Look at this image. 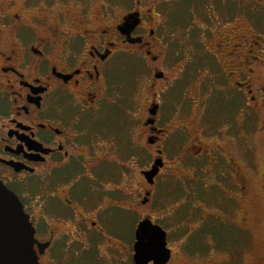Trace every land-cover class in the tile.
I'll return each mask as SVG.
<instances>
[{"label": "flooded vegetation", "instance_id": "obj_1", "mask_svg": "<svg viewBox=\"0 0 264 264\" xmlns=\"http://www.w3.org/2000/svg\"><path fill=\"white\" fill-rule=\"evenodd\" d=\"M252 1L133 0L115 18L105 14L96 21L72 4L0 0V183L29 216L41 264H50L62 237L72 242L95 233L105 237L101 215L92 213L91 203L94 183L105 175L99 169L113 168L109 106L120 72L130 84L122 97L125 106L140 105L136 142L148 164L138 171L136 215L114 190L105 191L111 192L103 198L110 203L100 211L115 207L135 215L134 234L148 219L164 230L167 245L171 231L162 213L153 216L146 208L154 204L161 211L166 201L165 190L157 194L166 183L162 180L169 177L190 189L205 176L216 181L203 191L210 195L211 187H218L221 198L213 199L219 213H202L199 221H218L216 233L222 237L248 235L250 213L244 205L256 177H264V118L243 129L241 117L243 91L253 112L264 108V73L256 77V88L249 81L254 68L264 71V50L258 55L252 43L242 47L244 36L237 30L243 3ZM163 2L174 15L183 12V19L172 18L176 28L194 13V5L201 6L208 38L191 53H166L158 35ZM141 77L146 78L143 89ZM155 162L156 173L148 177ZM39 176L43 215L27 203L33 193L29 182ZM167 247L166 264L173 258ZM209 258L206 263H228Z\"/></svg>", "mask_w": 264, "mask_h": 264}, {"label": "rangeland", "instance_id": "obj_2", "mask_svg": "<svg viewBox=\"0 0 264 264\" xmlns=\"http://www.w3.org/2000/svg\"><path fill=\"white\" fill-rule=\"evenodd\" d=\"M48 1L53 2L55 5L72 4L75 7L85 9L97 18L96 21H100L105 14H108L110 18H115L133 2V0ZM254 1L248 4L243 3L240 25L237 26V30L244 36L242 47L245 43H252L254 52L260 55L261 51L264 50V0H257V4ZM168 4L163 2L160 5L164 10V15L158 33L159 37L166 43V53L171 54L172 50L175 53L178 52V54L191 53L190 49L194 45L204 42L208 38L207 35H204L206 33L204 31L206 22H204L202 8L200 5L199 7L194 5V13L189 14L186 22L181 23L176 28L175 26L172 27V18L178 15L180 19H183L184 14L178 12L174 15V12H170ZM254 42H257V44ZM174 43L177 47L175 49H173ZM193 53L197 52L193 51ZM198 53H202L201 49ZM247 67L245 66L243 71ZM254 69L255 73L249 75V81L256 88L259 81L256 77L262 75L264 71L258 74L260 68ZM115 75L117 77L115 79L113 102L109 106L114 148L109 157L112 159L113 168L99 169L105 175L98 177L99 179L95 181L93 190L95 199L91 203L92 209H94L92 213L99 212V215H101L105 237L101 239V235L95 233L94 238H91L92 236L86 238L80 236L76 238L77 241L73 242L71 239L68 240L67 237H62L58 248L50 253L52 257V260H49L50 264H133L134 229L137 223L135 215L138 213L135 200H137L141 188V177L138 171L140 168L147 166L148 155L145 156L146 159H141L139 146L136 142L137 127L135 124L136 118L141 113L140 105L135 103L131 107L125 106L126 102L122 97L130 88V84L128 79L125 82L124 73L120 72ZM242 78H244V75H242ZM143 79L141 77L142 89L146 81V78ZM122 82L124 87L121 88L119 83ZM124 89L125 91H123ZM142 92L144 93V90ZM247 101L248 95L243 91L241 95L243 129H247L250 122L252 124L256 119L264 118V108L257 111V113L253 112L252 109L246 106ZM242 133L244 134V130ZM256 138L258 136H255ZM215 181L216 179L212 180L203 176V178L194 181L190 189L175 184L176 181L169 179V177L161 181L162 183L166 182L164 187H160L157 191V194H160L161 191L165 190L164 196H162L166 201L162 204L161 211L155 210L153 204L151 210L148 207L145 212L153 216L162 213L161 216L165 219L164 222L167 223V228L171 231L168 235L169 244L167 245L173 250V258L168 264H214L205 262L209 257L213 258L215 262H218L219 258L224 259L228 262L226 264H264V177L262 175L256 177L250 190L251 199H248L244 205L250 213L248 217L249 233L248 235L237 234L234 237L217 235L215 226L218 227V221L211 219L205 223L204 220L199 221V215L202 213H219L217 212L219 205L215 202L217 201L216 198H221V196H218V187L212 186L210 189V195L213 198L203 191V188L207 186L206 184ZM29 183L32 185L33 193H31L27 203L34 212L43 215L39 211L43 207L42 179L39 176ZM107 190H114L112 194L115 196L120 194L122 204L129 205L130 210L135 215L115 207L113 211L111 207L100 211L104 204L110 203L103 199L106 193L111 194L110 191L105 192ZM214 198L215 201H213ZM38 224L39 233L41 234L44 232L45 227L42 217ZM190 230L191 232L188 233L187 231ZM45 264H47V261Z\"/></svg>", "mask_w": 264, "mask_h": 264}, {"label": "water", "instance_id": "obj_3", "mask_svg": "<svg viewBox=\"0 0 264 264\" xmlns=\"http://www.w3.org/2000/svg\"><path fill=\"white\" fill-rule=\"evenodd\" d=\"M156 163L147 172L148 177L156 173ZM34 233L17 196L0 183V264H41L34 248L37 243ZM134 236L133 264L168 262L170 250L162 228L145 219L137 225Z\"/></svg>", "mask_w": 264, "mask_h": 264}]
</instances>
